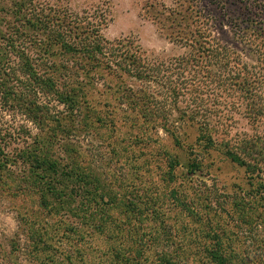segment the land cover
<instances>
[{"label": "trees", "instance_id": "obj_1", "mask_svg": "<svg viewBox=\"0 0 264 264\" xmlns=\"http://www.w3.org/2000/svg\"><path fill=\"white\" fill-rule=\"evenodd\" d=\"M238 1L258 4L256 0ZM49 10L43 14L23 12V26L0 32V108L20 114L39 130L49 121L59 125L60 116L89 119L90 112L96 110L84 88L108 74L113 78L108 85L110 93L118 107L127 110L120 109V116L114 112L100 119L111 125L116 121L128 123L133 129L132 144L141 141L150 145L158 141L157 130L162 129L175 145L179 144L181 125L169 121L173 108L178 111V119L198 126L194 142L187 144L188 162H181L177 153L163 150L159 155L161 167L166 180L176 183V188L169 190L171 200L186 215L184 225L195 230L202 249L195 254L187 252L178 242L173 249L153 251L156 264H191V257L199 264H264V26H256L260 22L254 19V13L247 12L244 19L240 18L243 26H234L247 54L203 38L195 43L190 82L175 83L160 92L152 84L144 86L141 82L155 79L137 50L126 49L123 62L113 59L110 43L100 36L91 19L68 10ZM202 94L209 95V100H203ZM185 98L191 104L179 107ZM219 98H225V102ZM57 105L65 110L60 115L56 114ZM222 107L243 114L254 132L232 138L222 124L227 118H221ZM215 150L242 168L246 186L224 193L207 186ZM60 158L53 156L50 139L33 134L26 123L12 126L0 116V193L32 196L36 187L39 193L60 194L65 188L60 186L59 177L68 173L77 181L87 177L91 186L90 176L73 172L78 166L63 163ZM43 171L52 178L41 175L36 182ZM90 205L89 199L80 202L81 207ZM76 208L78 204L67 205L69 212ZM224 214L245 231L258 232L254 248L245 246L240 234L232 232L229 221H221ZM18 251L12 239L0 240V264H18Z\"/></svg>", "mask_w": 264, "mask_h": 264}, {"label": "rangeland", "instance_id": "obj_2", "mask_svg": "<svg viewBox=\"0 0 264 264\" xmlns=\"http://www.w3.org/2000/svg\"><path fill=\"white\" fill-rule=\"evenodd\" d=\"M256 1L257 5H244L238 0H0V32L23 26L21 14L33 10L43 14L51 8L58 13L68 10L86 16L110 43L113 59L124 60L126 49L138 51L155 79L141 82L150 83L161 92L166 86L190 82L195 43L203 38L243 52V56L247 54L234 26H243L241 19L247 12H253L254 19L260 22L256 26H264V0ZM111 78L106 74L93 86L84 88L96 110L94 114L90 112L89 119L60 116L59 125L49 121L39 130L20 114L0 108V116L7 123H26L33 134L50 139L53 156H61L63 163L77 165L73 172H82L93 181L89 186L87 177L77 181L68 173L59 177L60 186L65 188L60 194L39 193L36 187L32 196L0 193V240H13L19 248L18 264H156L153 251L173 249L178 242L187 252L201 251L195 230L184 225L186 215L171 200L169 190L176 188V183L166 180L159 156L163 150L177 153L186 164L187 144L194 142L198 124L178 119V111L171 108L169 121L181 125L179 144L174 145L162 129L157 130L158 141L150 145L141 141L130 143L133 129L128 123L116 121L111 125L100 119L114 112L120 116V109L127 110L125 106L118 107L110 93ZM201 96L203 100L210 98L207 94ZM219 100L225 102V98ZM187 101L182 100L179 107L191 104ZM57 108V115L65 111L62 105ZM219 109L221 118L227 117L222 124L232 138L254 132L239 111ZM212 160L207 186L218 193L246 186L242 168L220 151L213 152ZM41 175L52 178L43 171L36 182ZM56 182L53 178L54 185ZM86 199L91 201L90 207H81L80 202ZM77 204L72 212L67 210V205ZM226 220L233 225L232 232L240 234L245 246L255 247L259 237L256 230L245 231L224 214L221 221ZM191 258V264H199Z\"/></svg>", "mask_w": 264, "mask_h": 264}]
</instances>
